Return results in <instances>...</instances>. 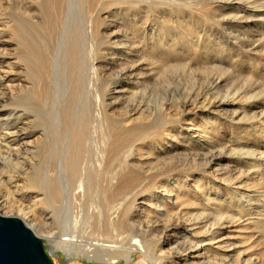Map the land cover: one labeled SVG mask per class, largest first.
<instances>
[{"label": "bare ground", "instance_id": "obj_1", "mask_svg": "<svg viewBox=\"0 0 264 264\" xmlns=\"http://www.w3.org/2000/svg\"><path fill=\"white\" fill-rule=\"evenodd\" d=\"M115 1L107 0L108 4ZM25 2L26 6L37 4L35 0ZM50 2V12L60 20L54 25V31L49 27L52 16L49 17V12L44 11L41 17L32 16V22H28L27 9L22 11L20 6L22 13L16 32L19 61L24 77L32 70L34 84L28 87L25 80L20 83L21 112L16 118L0 112V165L3 166V169L0 167V208L12 206L7 202L9 198L6 200V196H12L10 185L15 184L10 172L16 167L12 166V153L27 154L29 149L24 147V138L34 135L31 130L35 124L31 122L30 126L25 120L32 115L35 123L40 115L47 113L45 159L37 163L35 157L30 158L34 173L24 180L27 191L29 187L37 189L39 194L43 192L47 196L48 204H59L56 212L53 211V221L61 226L60 237L25 209L15 208L12 216L20 218L38 237L44 238L45 250L53 264H61L63 258L68 264H133L137 258H141L137 264H258L230 259L231 255L226 252L232 246L222 244L220 237L225 226L237 223L245 224L243 228L252 227L251 232L260 229L264 234V101L257 99L262 96V88L248 85L249 90H245V86L244 91L233 93L234 84L233 90L227 92L226 69L222 72L214 65L216 74L207 78V84L191 92L183 102L171 98L172 105L170 101L167 103L166 97L157 96V100L151 98L147 103L143 101L145 95L138 98L145 83L142 77L133 74V69L109 80L100 73L96 62L106 44L111 55L118 58L117 62L139 60V64H147V45H138L130 32L136 33V26L148 27L147 9L155 10L162 5L169 6L168 9L172 5L173 9H189L196 25L199 19L210 20L230 31L233 26L244 25L241 29L249 35L240 37L231 31L229 40H233L236 48L246 47L264 56V0H117V6L127 7L123 8L121 15L125 18L119 27L120 34V28L127 27L124 41L122 37L114 41L112 36H104L109 25L106 26L108 18L102 14L100 5L105 0ZM142 9L147 14L137 19L139 14L136 16V13ZM73 13H77L76 19H72ZM146 32L149 31L145 29ZM151 32H154L153 27ZM203 40L204 36L200 35L195 46L201 47ZM176 43L171 40L168 50L162 52L163 72L177 73L182 67L186 69L182 64L172 65L176 61ZM188 43L191 48V41ZM227 51L220 49L216 54ZM252 67L249 80L264 82V75H260L264 66ZM254 99L258 101L252 103ZM5 101L0 93V107ZM154 101L156 109L150 107ZM117 107L122 109L116 114L113 110ZM242 109L256 112L247 117L243 116ZM172 112L175 116L201 113V117H214L200 126V130L195 125L185 130L170 120ZM225 122L245 127V135L230 146H222L216 138ZM19 126L22 128L18 129ZM20 133L26 134L14 138L12 144L6 142L9 136ZM3 146L8 154L3 152ZM148 146L155 151L152 160L158 164L150 163L147 168ZM181 150L192 154L185 160H176ZM234 158L249 172L215 168ZM234 174H239L237 186L235 182L239 180L234 179ZM5 175L11 177L4 180ZM250 178L255 181L252 186L242 184L244 179ZM221 189L231 193H222ZM194 205L200 208L195 213L178 210L180 206L191 210Z\"/></svg>", "mask_w": 264, "mask_h": 264}, {"label": "rangeland", "instance_id": "obj_2", "mask_svg": "<svg viewBox=\"0 0 264 264\" xmlns=\"http://www.w3.org/2000/svg\"><path fill=\"white\" fill-rule=\"evenodd\" d=\"M0 1L2 2V3L0 2V29H1L0 30V93H3V97L6 98L5 103L2 104L0 107V112L2 115H9V114L14 115V118H16L18 116V114H20V112H21V110H19L20 105H19V101H18V99H19L18 92L20 89V87H19L20 83L23 80H25L26 83H28V87H31L34 84L32 70L29 69V72L25 77L21 71V66H20V61H19V42H18L19 40L16 36V32L18 29L17 27H18V24L20 21L19 19L21 18L20 14L22 13V11L27 9V13H28L27 18H29L31 20L30 21L27 19L28 22H32V16L33 17H37V16L41 17L42 16L41 14L44 11H46L47 14L49 12V17H50V15H52V13L49 10L50 9L49 2L52 0H35L37 2V4L35 6H32V5L26 6L25 5L27 3L25 1H31V0H25V1H23V0H4V1L0 0ZM105 1H106L105 3L102 2L103 4L100 5L101 6L100 10L102 11V14H105L104 16L108 18V20H106V23H107L106 26L109 25V28L106 27L109 30H108V32H106L104 34V36H105V38H110L112 36V39L114 41H116L117 38L122 37L121 40L123 39V41H124V39H125L124 37L126 35V34H124V32L127 31V27L123 26L122 28H120L121 34L123 32L122 35L119 32V27H121L120 23L125 18L121 14H122L123 10L126 9L127 7L126 6L124 7L123 5L117 6L116 5L117 0L115 1V3L109 2V4H108L107 0H105ZM110 1H114V0H110ZM184 3H186V2H184ZM18 4H19V6H17ZM20 6H22L23 10L21 9ZM168 7L169 6H167V5H165V6L162 5L161 7L160 6L155 7L154 8L155 10H153L152 8L147 9V12L149 11L148 15L150 16V18H149L150 23L148 24V27L144 26V29H143V28H140L139 26H136L137 30L135 32L137 34L130 32V37L136 38V40L135 39L134 40L136 41V43L138 45H140V43H142V44L145 43V45H147L148 48L146 50L147 51L146 57L148 59V61H147L148 65L146 63H144L142 65L139 64L140 61L137 60V58L135 59V61L137 60L136 61L137 63L134 62V63H125L124 64L123 62H120V61L117 62L118 58L117 57L115 58L111 55L112 53H110L111 50L108 49L109 48V47H107L108 45L105 44L103 46L102 52H100V54L98 56L96 65L99 68L100 73L103 74L105 78L107 77L106 79H109V80L112 79L113 80L119 73L121 74L124 71L129 72L133 69V74L135 76L138 75V76L142 77L141 79H142L143 83H145L144 84L145 86L142 89V93L138 96V98L142 95L143 96L145 95L144 96L145 99L143 97V101L147 102V100H149L151 98H152L151 99L152 101H153V98L155 100H157L156 99L157 96H159L160 98L166 97V99L168 100V101L166 100L167 103H169V101H170L171 104L173 105V101H171V98L172 99L175 98L177 101L183 102L191 92H193L194 90L200 89L201 87L206 85L207 84V78L211 77L212 75H215L217 72V69H222L223 70L222 72H224V70L226 69L224 72L227 76V80L225 82V85L228 88L226 87L225 91L231 92L233 90L231 88H233L232 86L234 84H236V85H234L235 91H232L233 93H235L236 91L238 92L239 90L244 91L243 89L245 86H246L245 90H249L250 88H254V87H259V88H262V96L260 95V97L257 99H260V101H264L263 100L264 99L263 98L264 97V91H263L264 82H262L261 79L260 80L259 79L249 80L250 75L252 73V70L254 69V67H252V66H261V67L264 66V56L261 55L259 52H257V54L261 55V56H259L256 54L255 51H249V48H246V47L236 48L233 45L234 44L233 40H229V37H228V33L231 31H233L234 34L239 35L240 37H242L244 35L248 36L249 34L243 28H242L243 30L241 29V27H244V25L241 27L240 26H237V27L233 26L231 31L227 30V29L224 30L223 28L220 27L219 24H215V23L211 22L210 20H209V22L208 21L206 22L203 19H201V20L199 19V22L196 25V23L194 24V20H193V18L195 19V17L193 16V12H191L189 9H186V8H183L181 10L180 9H173L175 7L174 5H172L170 7V9H168ZM147 12H145V10L142 9L140 12L136 13V16H137V14H139L138 15L139 17L137 19H139L140 17H145L144 14H147ZM53 16L55 17V14H53L51 16V18H49V21H50L49 27H50V29L52 28L51 31H54L53 29H55V26H57L56 23H58V21H60L56 17L54 18ZM104 16H103V18H104ZM76 18H77V13H73L72 19H76ZM64 19L66 20V14H65ZM64 19H63V23H64ZM189 19L191 21H189ZM47 20H48V18H47ZM116 21H118V22L116 23ZM190 22H193V24H192V25H194L193 27H192ZM71 24H73L72 21H71ZM204 25H207V26H205V27H207L206 31L203 30ZM152 27L154 29L153 33L151 32ZM189 27H191V30ZM7 29L9 31H7ZM145 29H146V31H149V32L145 33ZM187 29H189V32L187 31ZM8 32H10L11 34ZM116 32H119L120 35L118 33H117V35H115ZM143 32L146 35L145 40H144V38H142V36H144ZM123 35H124V37H123ZM133 35L137 36L138 38L133 36ZM200 35L204 36V40L201 43V47H196L195 43H196V41L199 40ZM207 35L209 37L206 38ZM113 36H115L116 38ZM187 36H189V37H187ZM189 38H191V40H190L191 41V43H190L191 48H190V45H188L189 44L188 42H190ZM140 39H142V40H140ZM250 39H251V35H250ZM3 40H4V42H2ZM171 40H175V42H178V43H176V46H178V47H177V50L175 52L176 61L173 62L172 65L177 66V65L182 64L186 67V69H185L186 71L183 70V67H182V69H181L182 72H181V70L177 73H175L174 71H171V70L163 72L164 71L163 66H162V64H160L161 63L160 61L162 60V58H160V57L162 55V52H165L168 50L167 44H170ZM205 41H208V43ZM131 42H134V41L132 40ZM194 47H196V48H194ZM231 48H233V49L231 50ZM188 49H189V51H188ZM193 49H195L197 51H195ZM220 49L221 50L226 49L228 51L222 52L221 54L217 55L216 53H219ZM204 51H206V52H204ZM211 51H213V52H211ZM257 51H259V50H257ZM139 52H141V50ZM190 53H192V54L196 53V54L192 55ZM249 53H250V55H249ZM209 54H210V56H209ZM195 55H196V57H195ZM108 56H110V57H108ZM164 57L165 56H163V58ZM181 57H183V58H181ZM188 57H191V58H188ZM215 58H217V59L215 60ZM170 59H172V57ZM207 59H209V60H207ZM149 64H152V65H149ZM125 65H126V67H125ZM214 65L217 68L215 70H214V68H215ZM127 66H129L130 68ZM157 66H159V67H157ZM202 66H205L204 69L202 68L203 71L201 70ZM197 67H199L200 69H198ZM126 68H127V70H126ZM128 68L130 70H128ZM200 71L203 74L204 73L206 74L207 72H209V73H207L206 74L207 76H206L205 74L203 75ZM183 72H185V73H183ZM194 72H196V73H194ZM200 73L202 74L201 76H200ZM237 74H239V75H237ZM260 75H264V72H262ZM196 76H197V78H196ZM233 76L235 79L230 78ZM109 80H107V81H109ZM227 82L228 83L230 82V84H228ZM252 84H254V85H252ZM258 84H259V86H258ZM248 85L250 86V88ZM236 86L239 87L238 90H237ZM115 87H116V85L113 86L111 88V90H113ZM144 88H145V90H144ZM240 88H242V89H240ZM144 91H145V93H144ZM140 98H142V97H140ZM139 100H141V99H139ZM254 101L257 102L258 100L254 99L251 102L255 103ZM156 106L157 105L155 104V101H154V103L153 102L151 103L150 107L152 109H156L157 108ZM121 109H122V107H117L113 111H114V113L117 114L118 112H121ZM172 109H174V108H172ZM241 112H243V114H244V115L242 114L243 116L250 117L256 111L254 109H248V110L242 109ZM46 114L40 115L35 123L33 122V120L35 121V118H33L32 115H29L28 119L25 120V122L27 121L30 123V126H31V122L33 123V125L35 124L34 125L35 127L33 128V130H31L34 132V135H33V138L32 137L31 138L30 137L24 138L25 139L23 141L25 143L24 147H25V149H29L27 151V154L22 153V156H19V155H16L14 152L12 153V155H13L12 166L15 165L16 167L11 168V170H10L9 169L10 166H8V170H10L11 173L13 172L12 175L14 178L13 180H15L14 181L15 184L10 185L8 183L10 185V187L12 188V196H11L12 198L9 196H6V200L9 198V200H7V202L10 203L9 206L11 204H12V206L5 208V209L0 208V214L2 216H12V214L15 213L16 209H18V208L19 209L20 208L25 209L26 212H29L30 214H32L31 216L35 215V217L33 216L34 218H36L35 220H37L38 222L40 221L44 224H47V226H49L48 229L52 230L53 232H56L55 233L56 237L59 238L61 226L58 225V222L56 223V220L53 221L55 219V216L53 215V211L56 212L59 204L57 206L52 205L51 203L48 204L47 196H45V194L43 195V192L41 193L42 195L39 194L40 191L37 189L34 190V188L30 189V187H29V189L27 191L26 190V181L24 180V178H29V175H32L34 173V172H32V170H33L32 164H34V163L30 160V158L35 157L37 163H39L40 161H44L43 159H45L44 153H45V147H46L45 143L46 142H45V137H44L45 135L44 134L46 132L45 131L46 128L44 125H46V124L44 121L46 120V118H48L47 117L48 115H46ZM201 115H202L201 113H196V114H191V115L186 114L183 116H180V115L175 116V113L172 112V115L169 118H170V120L175 122L176 127L181 126L183 129L186 130V128L191 129L192 125H195L198 128V130H200V129H202V127H200V126H203V125L205 126L207 121L211 120L214 117L211 115L210 116L205 115V116L201 117ZM11 122L13 123L14 121H11ZM46 127H48V125ZM20 128H22V126H19L18 129H20ZM244 128L245 127H241L240 125H237V124H229L228 122H225V123H223L222 130L220 131L219 134H217L216 138L221 142L222 146H227V145L230 146L233 142L238 140L237 138H240L243 135H245L246 132L244 131L245 130ZM247 133H251V131L250 132L247 131ZM25 134L26 133H20L18 135H13V137L9 136V138L6 139V142H8L9 144H12V142H13L12 140L14 138H16L18 136L23 137ZM3 145H5V144H3ZM260 145H262V143ZM181 146H185V144H182ZM3 147H4L3 152L5 154L6 153L8 154V152L6 150V146H3ZM13 148H15V147H13ZM137 150H138V148H137ZM137 150L134 153L135 159L137 158V155H138ZM154 152L155 151H152V149L149 148V146L147 147V155H148L147 156V168L149 167L150 163H152L154 165L158 164L157 162L153 161L155 158ZM32 153H35V154L37 153V154L34 156V154H32ZM177 153H179V154L177 155L176 160H178V158H180V161L187 159L190 156V154H192V153H190V151H183V150H181ZM135 159H134V161L137 160V159L136 160ZM0 167L3 169L2 165H0ZM17 167H19V168H17ZM215 168H217V169H219V168H223V169L232 168L233 171L234 170H236V171L237 170H240V171L246 170L247 172H249L248 169H245L243 167V163L238 161V158L231 159L230 161H223L220 166H216ZM4 169H5V167H4ZM38 170H40V167L38 168ZM40 171H39V173H40ZM9 177H11V176L5 175L4 177H2V179L5 180V179H8ZM234 179L239 180L238 182H235V184L237 186L240 182L239 174H236ZM253 180L254 179H251V178L250 179H244L242 181V184L243 185L246 184L247 186H252L255 183V181H253ZM18 189H21V190H18ZM24 190H26V192ZM221 192L222 193H228V194L231 193L230 190L224 191V189H221ZM13 195H14V197H13ZM44 196L46 198H43ZM39 199H44V200H40V201L45 202V200H46L47 203L46 202L40 203V201H38ZM3 200H5V197ZM10 200L11 201L14 200V201L11 202ZM196 203H198V202H196ZM193 207H195V208H193ZM197 207H198V205H194V206H192L193 209L189 210L190 208H188L186 206L183 208H182V206H180V207H178V210L179 211L181 210L183 213H189V212L195 213L198 209L201 208V204L199 205L200 208L197 209ZM12 217H16V216H12ZM244 225L245 224L239 225V223H237V224L225 226L221 231V237H220L221 241L220 242L222 244L232 246V248H229L227 250L228 252H226L227 254L231 255L230 259H232V260L233 259L234 260L239 259L242 262H253V263L255 262L258 264H264V234H262V230H260V229L254 230L253 229V232H251L252 227L243 228L242 226H244ZM253 235H256L255 239L252 238ZM42 241H43V243H45L44 238L42 239ZM209 254H211V253H209ZM139 261H141V258L135 259V262L133 264H137ZM61 264H68L67 260L65 258H63ZM122 264H124V263H122Z\"/></svg>", "mask_w": 264, "mask_h": 264}, {"label": "water", "instance_id": "obj_3", "mask_svg": "<svg viewBox=\"0 0 264 264\" xmlns=\"http://www.w3.org/2000/svg\"><path fill=\"white\" fill-rule=\"evenodd\" d=\"M0 264H53L43 241L21 219L0 214Z\"/></svg>", "mask_w": 264, "mask_h": 264}]
</instances>
